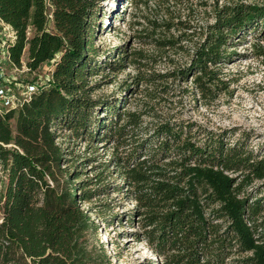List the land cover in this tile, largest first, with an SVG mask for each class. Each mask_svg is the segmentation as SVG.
<instances>
[{"label": "trees", "instance_id": "1", "mask_svg": "<svg viewBox=\"0 0 264 264\" xmlns=\"http://www.w3.org/2000/svg\"><path fill=\"white\" fill-rule=\"evenodd\" d=\"M187 3L130 0L134 42L185 51L180 43L192 41L195 33ZM100 10V0H0V23L16 36L9 47L11 65L24 64L35 74L54 62L49 87L17 110L0 111V264H110L102 244H89L98 230L91 215L104 223L121 220L100 200L109 187L134 204L124 221L131 225L138 219L140 232L133 235L161 264H264L263 152L192 123H145L147 114L128 110L123 95L91 98L97 85L88 79L100 68L140 71L151 61L125 44L110 51L106 61L98 60L92 40ZM181 10L187 11L186 21ZM157 34L162 37L155 39ZM249 34L257 43L264 41L263 5L217 7L186 74L141 81L186 79L193 71L195 87L206 96L208 85L217 81L216 68L233 55L228 53L232 41ZM254 47L255 57L263 59L264 48ZM127 91L133 90L126 86ZM61 129L90 145L112 147L91 178L80 180L83 164H74L72 153L61 148ZM113 176L119 183L103 185Z\"/></svg>", "mask_w": 264, "mask_h": 264}, {"label": "rangeland", "instance_id": "2", "mask_svg": "<svg viewBox=\"0 0 264 264\" xmlns=\"http://www.w3.org/2000/svg\"><path fill=\"white\" fill-rule=\"evenodd\" d=\"M129 1L100 0L101 10L96 21L97 29L92 44L97 49V59L101 62L107 60L108 54L116 46L125 44L128 49L141 50L149 56L151 58L149 67L137 71L134 67L126 66L117 73H111L108 68H100L98 75L88 79L89 84L97 85L91 98L101 101L123 95L128 101L126 105L128 110L147 114L142 117L145 123L156 124L166 121L192 123L195 129L199 127L202 130L224 134L229 142L244 140L249 148L264 154V58L255 57L254 47L255 44L256 46L259 44L264 48V41L257 43L253 34L232 41L233 48L229 49L228 53L233 55L216 68L217 81L208 85L211 91L206 96H202L195 87L193 71L186 79L174 75L153 83L141 81L143 76L158 74L172 76L179 71L186 74L193 63L191 61L193 48L195 44H199L205 26L213 22V12L217 7L235 3L264 6V0H188L187 6L190 5L193 10V13H190V21L195 27V33L191 37L192 41L180 43L185 51L178 49L159 51L154 46L142 47L135 43L132 39L133 32L128 29V23L133 20L134 14L133 7L128 4ZM181 12H183L181 21H186L187 11ZM171 34L179 36L180 33L171 31ZM161 37V34H157L154 38ZM48 70V65H43L37 73L30 74L25 68L19 69L8 65L4 81L12 84L31 80L44 81L48 76ZM126 86H130L133 91L126 92ZM98 115L99 112L94 117ZM57 134L61 148L72 153L74 164H83L84 173L80 180L91 178L95 172L94 166L100 161L108 160L111 154L112 147L107 144L90 145L86 139L73 138L67 130L61 129ZM87 159L93 162L87 163ZM113 180L119 183L118 178L113 176L104 181L103 185H114ZM260 184L262 183H255V187ZM112 190L109 187L106 190L107 195L100 197V200L109 202L112 206L111 214H119L121 220L104 223L91 215L98 230L89 236V244H102L110 264H161L146 243L137 240L133 235L140 232L136 224L138 219L134 218L131 225L124 221L126 213L134 210V204ZM83 209L87 211L90 207L85 204Z\"/></svg>", "mask_w": 264, "mask_h": 264}, {"label": "built area", "instance_id": "3", "mask_svg": "<svg viewBox=\"0 0 264 264\" xmlns=\"http://www.w3.org/2000/svg\"><path fill=\"white\" fill-rule=\"evenodd\" d=\"M16 36L14 31L5 24L0 23V111L1 110H17L24 104L28 103L32 95L41 89L49 87L52 80V70L54 62H49L48 76L46 80H31L21 84H12L4 81L6 67L11 65L9 57V47L14 43ZM25 68V65L21 67ZM27 71V69H26Z\"/></svg>", "mask_w": 264, "mask_h": 264}]
</instances>
